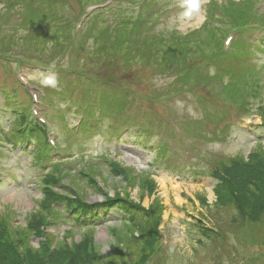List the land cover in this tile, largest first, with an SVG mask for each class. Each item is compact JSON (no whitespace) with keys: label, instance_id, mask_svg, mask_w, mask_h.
I'll return each instance as SVG.
<instances>
[{"label":"rangeland","instance_id":"1","mask_svg":"<svg viewBox=\"0 0 264 264\" xmlns=\"http://www.w3.org/2000/svg\"><path fill=\"white\" fill-rule=\"evenodd\" d=\"M188 2L0 0V242L21 264H264V209L217 192L264 153V0Z\"/></svg>","mask_w":264,"mask_h":264},{"label":"trees","instance_id":"2","mask_svg":"<svg viewBox=\"0 0 264 264\" xmlns=\"http://www.w3.org/2000/svg\"><path fill=\"white\" fill-rule=\"evenodd\" d=\"M216 11L219 10L218 7H215ZM212 20L213 18H206ZM208 24V23H207ZM234 25V23H232ZM215 27V28H214ZM211 28L218 29L216 26ZM119 29L121 30L119 35H123L125 33L126 27L120 26ZM117 33V32H114ZM219 35V34H217ZM119 44L125 46V41L120 42ZM144 52V51H143ZM144 55L149 56L148 52H145ZM175 54H172L173 56ZM170 56V57H171ZM145 57V56H144ZM168 60V59H167ZM166 60V61H167ZM264 153L260 151L259 153H256L254 156L255 158L250 159L249 161H241V160H233L234 162L225 168H222V170H219V174L222 175V177L219 178V181L217 183V192L219 193V197L221 198L223 195H225L223 199H226L225 202L231 203L235 206V209L240 214L239 216L246 215L249 217L250 220H256V215L259 214L264 209V158L262 157ZM240 161V162H238ZM232 165V166H231ZM233 168L232 173L229 171L228 176L224 175L225 172L230 170V168ZM239 169L243 171H239ZM139 182V180H138ZM222 199V200H223ZM119 200H126L128 204L131 207L140 208L136 203H131L128 199H122ZM229 200V201H227ZM117 202V199L110 198L108 196L107 198L104 197L103 201L100 202V207H103L104 210L110 208L109 206H112V203ZM224 203V202H221ZM80 205H72L71 207H78ZM82 206V205H81ZM88 205H84V207H87ZM97 206V205H96ZM149 210V211H148ZM145 211H148V213L153 211L151 208H146ZM150 236L148 235V238ZM147 238V240H148ZM149 245H153L154 243H150V241H147ZM32 255H34V252H30ZM93 253V252H92ZM92 253L90 254V258L92 257ZM16 250L13 248V246L8 242H0V262L3 261L7 262L8 264H21L20 260L17 257ZM29 260H32V257L30 254H28ZM145 255L143 254L138 262V264L144 263ZM89 258V260H90ZM88 260V261H89ZM43 262V261H42ZM33 263L35 264V260H33ZM41 263V261L39 262Z\"/></svg>","mask_w":264,"mask_h":264},{"label":"clouds","instance_id":"3","mask_svg":"<svg viewBox=\"0 0 264 264\" xmlns=\"http://www.w3.org/2000/svg\"><path fill=\"white\" fill-rule=\"evenodd\" d=\"M187 7L188 12L186 14L190 15L191 12L198 11L200 9V4L198 3V0H189ZM46 83L54 86L56 81L54 79H49L46 81Z\"/></svg>","mask_w":264,"mask_h":264}]
</instances>
